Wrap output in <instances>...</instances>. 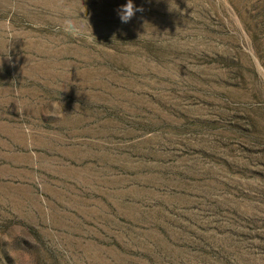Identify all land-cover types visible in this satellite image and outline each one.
<instances>
[{
    "label": "rangeland",
    "instance_id": "1",
    "mask_svg": "<svg viewBox=\"0 0 264 264\" xmlns=\"http://www.w3.org/2000/svg\"><path fill=\"white\" fill-rule=\"evenodd\" d=\"M0 0V264H264V0Z\"/></svg>",
    "mask_w": 264,
    "mask_h": 264
},
{
    "label": "clouds",
    "instance_id": "2",
    "mask_svg": "<svg viewBox=\"0 0 264 264\" xmlns=\"http://www.w3.org/2000/svg\"><path fill=\"white\" fill-rule=\"evenodd\" d=\"M139 11H142V8L134 5L133 0H127V2L121 5L117 10V14L121 23H128Z\"/></svg>",
    "mask_w": 264,
    "mask_h": 264
}]
</instances>
